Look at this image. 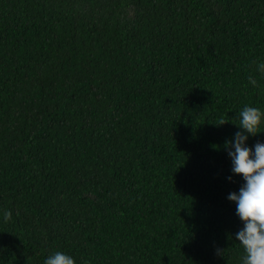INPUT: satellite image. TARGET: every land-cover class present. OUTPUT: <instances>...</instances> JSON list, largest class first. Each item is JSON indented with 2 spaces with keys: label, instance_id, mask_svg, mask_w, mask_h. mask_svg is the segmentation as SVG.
I'll use <instances>...</instances> for the list:
<instances>
[{
  "label": "trees",
  "instance_id": "obj_1",
  "mask_svg": "<svg viewBox=\"0 0 264 264\" xmlns=\"http://www.w3.org/2000/svg\"><path fill=\"white\" fill-rule=\"evenodd\" d=\"M261 60L264 0H0V264H240Z\"/></svg>",
  "mask_w": 264,
  "mask_h": 264
},
{
  "label": "clouds",
  "instance_id": "obj_2",
  "mask_svg": "<svg viewBox=\"0 0 264 264\" xmlns=\"http://www.w3.org/2000/svg\"><path fill=\"white\" fill-rule=\"evenodd\" d=\"M257 71L264 74V60L257 63ZM249 81L257 85L255 77L250 76ZM236 119L238 130L224 142V147L231 158V172L243 179L238 191L228 194V199L236 204V214L243 225L235 233L244 253L240 264H264V140H257L251 146L247 143L250 135L261 132L264 108L245 104L237 112ZM11 215L10 210L3 213L5 220ZM216 251L223 253L219 248ZM44 264H77V261L70 253L56 250L45 257Z\"/></svg>",
  "mask_w": 264,
  "mask_h": 264
}]
</instances>
